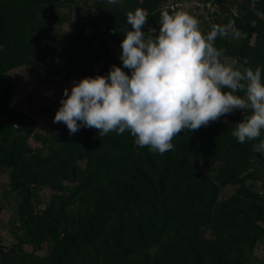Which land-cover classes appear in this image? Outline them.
<instances>
[{
    "label": "trees",
    "instance_id": "16d2710c",
    "mask_svg": "<svg viewBox=\"0 0 264 264\" xmlns=\"http://www.w3.org/2000/svg\"><path fill=\"white\" fill-rule=\"evenodd\" d=\"M71 1L0 0V166L10 169L25 230L0 260L11 264L8 257L21 253L26 264H248L264 236V191L253 190L264 182V153L254 149L259 138L238 143L231 131L249 110H234L191 132L182 129L163 154L136 145L127 130L100 136L81 127L70 135L65 124L37 134L41 148L29 146L25 115L13 107L6 72L36 58L47 66V57L62 49L59 75H107L111 65L122 67L111 48L121 50L130 30L126 13L143 9L145 23L156 29L146 34L154 37L165 0L109 7L86 21L64 16L57 22L69 26L50 30L40 16L45 5L68 7ZM204 1L208 9L222 2ZM248 1L244 11L217 20L231 21L243 41L234 45L217 36L214 45L245 68L261 67L264 79V0ZM229 186L234 191L223 194ZM43 188L49 199L30 213ZM44 246L48 253L40 255Z\"/></svg>",
    "mask_w": 264,
    "mask_h": 264
},
{
    "label": "clouds",
    "instance_id": "9594fccd",
    "mask_svg": "<svg viewBox=\"0 0 264 264\" xmlns=\"http://www.w3.org/2000/svg\"><path fill=\"white\" fill-rule=\"evenodd\" d=\"M146 20L141 8L126 13L130 30L120 43L122 67L113 64L107 75L75 80L70 93L65 88L53 123H64L70 135L81 127L95 128L100 136L127 130L136 145L163 154L182 129L191 132L247 109L231 135L238 143L259 138L254 149L264 153L261 67L245 68L214 45L217 36L239 35L234 24H213L204 33L189 13L162 10L153 37L142 30Z\"/></svg>",
    "mask_w": 264,
    "mask_h": 264
},
{
    "label": "rangeland",
    "instance_id": "374dc122",
    "mask_svg": "<svg viewBox=\"0 0 264 264\" xmlns=\"http://www.w3.org/2000/svg\"><path fill=\"white\" fill-rule=\"evenodd\" d=\"M137 1L140 0H118L115 4H109L107 0H97L98 4H96L95 0H89L88 2L84 0H72L68 7L55 5L52 9H48L49 5L46 4L44 13L41 12L40 16L43 15L49 22L50 30L57 31L70 24L69 22H65L60 25L57 22L58 18L69 16L75 20L86 21L92 13H99L102 9L106 10L109 7L120 5L128 7L131 3ZM175 1L165 0L160 5V8L167 10L171 5L179 7L175 11H185L196 17L199 21V28L204 33L209 31L213 24H218V19L222 17L227 18L232 13L236 14L239 11H244V7L249 3L248 0H221L222 2L215 1L208 9L204 4L206 2L204 0H180L178 2L179 5H176ZM224 24L227 23L222 21L218 25ZM149 27L151 28V26L145 23L142 26V30L146 33V29ZM127 29H130V25H128ZM87 31H92V28L88 27ZM244 37V33L240 32L236 37H233L231 34L226 36L234 45L240 44ZM54 44L57 46L61 45L58 43V40ZM111 49L112 51L115 50L118 55L121 54V50H116V48ZM55 53V56L47 57V66H44L41 63L42 61L39 62L36 58L6 72V76L14 89L13 107L25 115L26 130L30 133L27 143L33 149L42 147V141L35 138L37 134L44 132L46 128H50V132H52L54 125L64 124L62 122L53 123V117L60 107L63 90L68 88L70 93L72 83L75 80H79L75 76H63L56 72L57 66L62 61H65V54L62 49L57 50ZM234 189V187L229 186L224 188L222 193L230 194ZM253 190L264 191V182L257 181ZM50 195L51 193L47 188H43L37 192L34 195L29 212L36 213L43 205L40 201L49 199ZM17 200H19L18 191L10 180V169L0 166V256L6 251H10L14 246L17 234L19 236H24L25 234L24 228L21 227L20 218L18 219L16 214ZM47 253L48 246H44L39 251L40 255H46ZM18 255L20 259L21 253ZM13 257L14 255L8 257L13 260L11 264H26L21 263L18 258L15 260ZM6 261V258H2L0 264H5ZM248 264H264V236L257 240L253 252L250 253Z\"/></svg>",
    "mask_w": 264,
    "mask_h": 264
},
{
    "label": "built area",
    "instance_id": "2783aa9c",
    "mask_svg": "<svg viewBox=\"0 0 264 264\" xmlns=\"http://www.w3.org/2000/svg\"><path fill=\"white\" fill-rule=\"evenodd\" d=\"M175 4H176V5H179V3H178V2H176ZM208 6H210V3H208ZM172 8H175V6H174V5H172Z\"/></svg>",
    "mask_w": 264,
    "mask_h": 264
}]
</instances>
